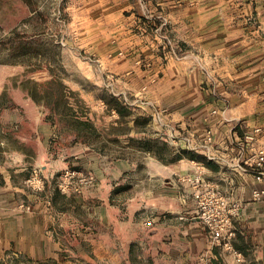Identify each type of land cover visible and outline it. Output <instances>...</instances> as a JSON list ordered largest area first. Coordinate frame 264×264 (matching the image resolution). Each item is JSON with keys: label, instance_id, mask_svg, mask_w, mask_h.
I'll list each match as a JSON object with an SVG mask.
<instances>
[{"label": "crops", "instance_id": "1", "mask_svg": "<svg viewBox=\"0 0 264 264\" xmlns=\"http://www.w3.org/2000/svg\"><path fill=\"white\" fill-rule=\"evenodd\" d=\"M65 2L101 87L89 96L79 86L80 96L96 101L103 123L94 140L84 136L88 122L65 126L72 137L62 139L41 107L17 109L11 134L0 124V264H220L223 255L264 264V195L253 194L264 181L241 169L254 150L239 148L260 128L254 146L264 149V0ZM55 113L87 116L71 101ZM196 163L241 203L233 247L242 261L210 241L182 180ZM67 167L93 173L97 184L63 193L57 181ZM36 170L41 189L27 183Z\"/></svg>", "mask_w": 264, "mask_h": 264}, {"label": "rangeland", "instance_id": "2", "mask_svg": "<svg viewBox=\"0 0 264 264\" xmlns=\"http://www.w3.org/2000/svg\"><path fill=\"white\" fill-rule=\"evenodd\" d=\"M65 1L0 0V124L8 125L9 134L21 121L16 111L20 108H44L40 117L56 120L57 135L63 134L62 139L72 137V131L65 126L90 122L92 127L84 136L90 133L94 140L95 123H103V117L95 115L96 101L80 96L79 86L84 89L82 95L86 92L89 96L100 94L101 87L91 82L96 58L81 49L75 27L70 25L74 10ZM80 62L92 64V68L82 70ZM67 78L76 86L64 83ZM63 92H69L71 99L56 97ZM69 101L77 107L81 105L87 116L80 119L78 115H56V109L67 106ZM53 142L59 146L60 140ZM223 257L220 264H233Z\"/></svg>", "mask_w": 264, "mask_h": 264}, {"label": "built area", "instance_id": "3", "mask_svg": "<svg viewBox=\"0 0 264 264\" xmlns=\"http://www.w3.org/2000/svg\"><path fill=\"white\" fill-rule=\"evenodd\" d=\"M156 118L158 120L162 119L161 111L157 113ZM170 129L173 133L177 131L174 127ZM260 131V128H256L253 132L246 133L239 141V148L243 152L248 147L254 150V155L245 160V164L241 165V169L245 172H252L258 181H264V149H258L254 146L256 135ZM185 140L189 144L188 147L191 148L190 138L185 136ZM207 141L209 143L212 142L211 132H209ZM209 143L206 144V147L209 146ZM201 168L200 163H196L195 171L183 176L182 180L189 183L192 188L199 217L208 229L211 243L233 251L237 255L238 260L242 261L243 255L233 247V239L236 235L233 218L239 212L241 203L239 201L231 202L215 184L205 178ZM27 183L32 188L41 189L43 179L40 171H34L27 179ZM96 184L97 180L93 173L69 167L59 173L57 181L59 190L65 194L82 193ZM253 194L255 198L259 199L264 195V189H256ZM145 225L148 227L153 226V220L147 218Z\"/></svg>", "mask_w": 264, "mask_h": 264}, {"label": "trees", "instance_id": "4", "mask_svg": "<svg viewBox=\"0 0 264 264\" xmlns=\"http://www.w3.org/2000/svg\"><path fill=\"white\" fill-rule=\"evenodd\" d=\"M106 100V102L107 103H109V104H114V100L112 99V98H108V99H105ZM116 105H118L117 103H116ZM90 122H88L87 123V125H88V128H91L92 126H91V124H89Z\"/></svg>", "mask_w": 264, "mask_h": 264}]
</instances>
